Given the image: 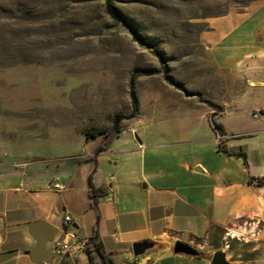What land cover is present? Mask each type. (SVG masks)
<instances>
[{
	"label": "rangeland",
	"instance_id": "1",
	"mask_svg": "<svg viewBox=\"0 0 264 264\" xmlns=\"http://www.w3.org/2000/svg\"><path fill=\"white\" fill-rule=\"evenodd\" d=\"M113 1L130 27L110 16L106 0H0V180L28 169L31 161L77 152L83 126L129 113L133 73L140 114L133 122L122 121V140L132 138L131 127L138 135L161 128L186 133L189 124L207 123L206 108L218 121L219 83L226 77L213 65L201 34L213 18L264 0ZM224 120L241 128L237 118ZM100 141L95 137L85 149ZM44 164L52 161L36 165L40 173ZM37 179L45 181L43 175ZM262 227L252 229L245 220L230 229L214 226L207 237L189 243L201 255L171 253L157 264H211L216 251L231 264H264ZM95 264H104L100 256Z\"/></svg>",
	"mask_w": 264,
	"mask_h": 264
},
{
	"label": "crops",
	"instance_id": "2",
	"mask_svg": "<svg viewBox=\"0 0 264 264\" xmlns=\"http://www.w3.org/2000/svg\"><path fill=\"white\" fill-rule=\"evenodd\" d=\"M201 41L226 77L219 83L222 93L217 102L223 107L217 122L226 134L219 137L214 130L209 108L206 124H189L182 134L166 128L140 133L142 144L135 139V127L132 138L122 140V125L120 134L97 155L96 167L94 156L101 141L88 151L85 146L94 138L87 139L82 129L110 127L114 116L107 123L83 126L77 133V152L49 155L37 164L31 161L28 169L14 170L9 179L0 180V264H76V260L88 264L85 251L54 254L50 263H36L30 257L36 242L29 225L45 219L58 228L57 237L69 228L63 222L66 215L72 216L81 238L96 234L102 250L124 264L147 259L148 264H157L174 253L177 240L193 243L207 237L214 226L230 229L240 220L250 222L252 229L262 224L259 234L264 239V185L249 183V176H264V113L259 116L264 112V1L213 18ZM170 92L195 101L178 90ZM254 111L257 116L251 117ZM139 114L140 110L127 122ZM226 117L237 118L241 128L229 127ZM221 140L230 150H244L246 161L220 151ZM46 160L52 164H44L40 173L36 165ZM198 167L202 171H196ZM39 175L44 182L37 179ZM91 175L94 186L105 190L95 200L89 193ZM143 240L154 246L134 259L132 246ZM51 245L52 241L49 250ZM92 256L97 263L99 252L93 250Z\"/></svg>",
	"mask_w": 264,
	"mask_h": 264
},
{
	"label": "trees",
	"instance_id": "3",
	"mask_svg": "<svg viewBox=\"0 0 264 264\" xmlns=\"http://www.w3.org/2000/svg\"><path fill=\"white\" fill-rule=\"evenodd\" d=\"M106 11L110 14V16L116 20L117 22H120L128 27H130V24L126 21L124 16L119 12L118 8L114 4L113 0H106ZM134 37L138 39V35L136 32H133ZM136 73H133L131 75V78L129 80V94L131 98V105H132V110L129 113H117L114 116L113 123L110 127H100V126H92L89 128L84 129V134L87 139L90 138H95V137H102L101 144L98 146L95 152L94 160L96 162V167H97V155L106 150L110 143L116 138L120 132L122 131V121L126 119H133L138 115L139 112V105H138V99L136 96ZM174 84V83H173ZM178 89H181L180 86H176ZM210 106H216L213 102L209 101L208 102ZM212 125L215 131H217L219 134V137H222L223 135L226 134L224 127L222 124L218 123L213 117H212ZM218 149L220 151H225L230 154L242 156L245 161L247 159V154L244 150H241L239 153H235L231 151L227 145L221 140ZM249 183L250 184H257V185H264V176L263 177H254V176H249ZM89 193L92 196V198L95 200L98 195L101 193H104L105 190L102 188H96L92 182V175L89 178ZM89 243L93 244V250L98 251L100 254V257L103 261L104 264H124L121 262H116L112 257L107 255L101 247V243L99 241V238L97 237L96 234H93L91 237H89ZM91 249H87L86 253L88 255L89 263L90 264H95L94 257L92 256V251ZM139 258V257H136Z\"/></svg>",
	"mask_w": 264,
	"mask_h": 264
},
{
	"label": "water",
	"instance_id": "4",
	"mask_svg": "<svg viewBox=\"0 0 264 264\" xmlns=\"http://www.w3.org/2000/svg\"><path fill=\"white\" fill-rule=\"evenodd\" d=\"M136 140L142 144L139 135L135 134ZM196 171H202L200 167ZM146 187V184H144ZM29 233L35 240V246L30 251L31 259L36 263H50L54 258V253L47 247L58 233V228L46 221L45 219H38L29 225ZM154 246V242L150 240L137 241L133 244V254L135 257L144 255L149 249ZM173 251L175 254H184L189 256H199L201 252L182 240H177L174 243ZM211 264H231L226 258L223 251H216L211 259Z\"/></svg>",
	"mask_w": 264,
	"mask_h": 264
},
{
	"label": "built area",
	"instance_id": "5",
	"mask_svg": "<svg viewBox=\"0 0 264 264\" xmlns=\"http://www.w3.org/2000/svg\"><path fill=\"white\" fill-rule=\"evenodd\" d=\"M58 181L59 178H56ZM55 186H59L58 183ZM66 226H69L64 230L62 235H58L52 240V245L50 250L55 255H62L66 253L76 251H87L90 247H93L92 243H89V238H81L77 233L76 229L73 227V218L70 215H66L63 220Z\"/></svg>",
	"mask_w": 264,
	"mask_h": 264
},
{
	"label": "bare ground",
	"instance_id": "6",
	"mask_svg": "<svg viewBox=\"0 0 264 264\" xmlns=\"http://www.w3.org/2000/svg\"><path fill=\"white\" fill-rule=\"evenodd\" d=\"M231 235V234H230ZM232 236H237V233L233 232L232 233ZM263 238V237H262Z\"/></svg>",
	"mask_w": 264,
	"mask_h": 264
}]
</instances>
